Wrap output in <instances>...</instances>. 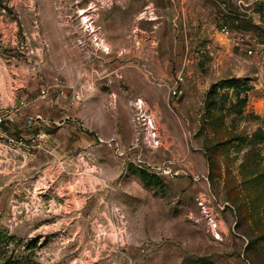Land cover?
Here are the masks:
<instances>
[{"label":"rangeland","instance_id":"obj_1","mask_svg":"<svg viewBox=\"0 0 264 264\" xmlns=\"http://www.w3.org/2000/svg\"><path fill=\"white\" fill-rule=\"evenodd\" d=\"M237 1L0 0V264H264V71L219 30Z\"/></svg>","mask_w":264,"mask_h":264},{"label":"built area","instance_id":"obj_2","mask_svg":"<svg viewBox=\"0 0 264 264\" xmlns=\"http://www.w3.org/2000/svg\"><path fill=\"white\" fill-rule=\"evenodd\" d=\"M238 9L240 11V19L244 21L243 23H249V12L250 9H247L249 4L244 3L242 0L237 1ZM250 5L258 7L256 14L264 19V0H252ZM232 17L234 14H230ZM238 21L235 22V29L229 26L227 22H223L220 26V34L226 38L232 37L234 35V46L239 49V51L249 60H254L255 63L262 68L264 71V37L259 33H255L250 29H239ZM93 39L98 40V37L93 34ZM173 94L176 93V89L173 90ZM80 99L79 93L73 95L72 101H78ZM23 104L20 103L19 107ZM18 110V106L14 105L10 107V110L7 108L0 110V123L5 120H12L14 112ZM20 144H22L20 142ZM212 221V218H210ZM212 224L216 225L213 221Z\"/></svg>","mask_w":264,"mask_h":264},{"label":"crops","instance_id":"obj_3","mask_svg":"<svg viewBox=\"0 0 264 264\" xmlns=\"http://www.w3.org/2000/svg\"><path fill=\"white\" fill-rule=\"evenodd\" d=\"M12 134H17V132H2L0 134V136L6 137V136H11ZM18 134H19V137H21V140H19V142H21L23 146L26 144L27 148H28V145H31L32 143L33 144L34 143L35 144H40V147H41V144L43 146L46 143V140L42 141V143H41V138H43L46 135L44 132H41V133L40 132H18ZM38 141H39V143H38ZM34 152H35V150H33V154H34ZM22 157L26 159V156L24 155V153L22 154ZM33 157H34V155H33Z\"/></svg>","mask_w":264,"mask_h":264},{"label":"trees","instance_id":"obj_4","mask_svg":"<svg viewBox=\"0 0 264 264\" xmlns=\"http://www.w3.org/2000/svg\"><path fill=\"white\" fill-rule=\"evenodd\" d=\"M238 28L239 29H249V26L246 23H240V24H238ZM260 33H261V31H260ZM139 173H140L141 179L144 181H147V180L149 181L153 177V176L148 175L147 173H145L143 171H140Z\"/></svg>","mask_w":264,"mask_h":264},{"label":"bare ground","instance_id":"obj_5","mask_svg":"<svg viewBox=\"0 0 264 264\" xmlns=\"http://www.w3.org/2000/svg\"><path fill=\"white\" fill-rule=\"evenodd\" d=\"M80 14H83V13H80ZM83 16H84V14H83ZM82 22L86 25V27L90 28L93 31L92 23L89 21L88 17L82 18Z\"/></svg>","mask_w":264,"mask_h":264}]
</instances>
